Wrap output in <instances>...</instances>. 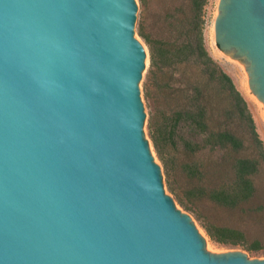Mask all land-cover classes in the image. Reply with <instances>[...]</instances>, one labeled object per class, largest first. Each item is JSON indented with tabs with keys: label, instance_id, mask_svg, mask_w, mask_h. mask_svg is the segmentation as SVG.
<instances>
[{
	"label": "water",
	"instance_id": "95a60500",
	"mask_svg": "<svg viewBox=\"0 0 264 264\" xmlns=\"http://www.w3.org/2000/svg\"><path fill=\"white\" fill-rule=\"evenodd\" d=\"M136 0H0V264H264L214 254L145 137ZM214 41L264 106V0Z\"/></svg>",
	"mask_w": 264,
	"mask_h": 264
},
{
	"label": "trees",
	"instance_id": "16d2710c",
	"mask_svg": "<svg viewBox=\"0 0 264 264\" xmlns=\"http://www.w3.org/2000/svg\"><path fill=\"white\" fill-rule=\"evenodd\" d=\"M207 1L190 0V15L182 22L177 21L179 10L167 16L175 25L168 40L151 38L138 26V36L149 52L145 97H149L153 83L159 96L178 101L160 119L151 116L147 129L162 163L166 186L179 205L197 214L211 241L242 246L244 238L240 231L216 223L196 208L197 202L205 199L217 207L242 213L264 210L261 204L249 207L258 198L253 177L260 164H264L263 144L247 102L204 46L200 24ZM189 69L195 72L194 77H187ZM177 149L191 158L180 170L188 183L198 182V187L176 189L171 183L173 166L166 154ZM215 151L243 152L245 156L235 160L227 175L219 162L203 157ZM254 247L258 251L260 242L255 241Z\"/></svg>",
	"mask_w": 264,
	"mask_h": 264
},
{
	"label": "rangeland",
	"instance_id": "374dc122",
	"mask_svg": "<svg viewBox=\"0 0 264 264\" xmlns=\"http://www.w3.org/2000/svg\"><path fill=\"white\" fill-rule=\"evenodd\" d=\"M219 0H208L201 12V31L203 37V43L208 54L212 59L221 67V69L227 73L237 90L241 93L245 101L247 102L248 109L251 112L252 118L255 123L256 132L261 140L264 148V110L262 106L255 104L254 101L246 95L243 84L248 80V75L246 71L239 70L216 46L214 41L213 26L214 20L218 13L217 5ZM137 3V14L135 23V35L141 41L148 51L147 45L144 40L138 36V26H142L144 33L151 38L168 40L173 36L174 26L167 19V16L173 13L175 10L178 11V22H182L187 19L190 15V0H136ZM149 56V52H148ZM187 77H194L193 70H187ZM161 79V78H159ZM248 82V81H247ZM149 83V82H148ZM150 93L149 97H145V87L141 93V99L144 106V111L146 114L144 133L145 137L149 140L151 152L155 158V161L162 168L163 181L165 189L169 195L174 199L176 205L188 213L196 227L198 228L200 234L203 236L207 245L214 254L225 253L230 250L239 249L244 251L251 259H262L264 260V210L255 213H242L239 210H228L224 208L217 207L205 199H200L197 202L196 208L198 212L203 213L211 218L220 225H224L235 230L240 231L243 234L242 246H224L217 244L210 240L206 235L203 228L201 227V222L197 220V214L193 212L185 211L179 203L176 201L175 196L169 192L166 182L165 174L161 161L158 159L153 146L151 144L149 134H148V120L151 116L156 118H161L162 115H167L169 110L172 108L173 104H177V100L170 101L166 99L163 95L159 96L158 88L153 83L149 86ZM245 153H233L230 151H215L211 153H205L203 157L215 159L220 163L224 169V174L229 175L231 172L232 164L236 159L243 158ZM167 159H171V164L173 168V173L170 177L171 183L177 189L179 186L188 187H198V182H190L185 179L184 175L180 170V166L184 163L191 161V158L182 153V150L177 149L171 153L166 154ZM253 182L257 188L256 198L249 207H255L257 204L264 206V164L261 163L258 172L253 177ZM255 241L260 242V249L254 251Z\"/></svg>",
	"mask_w": 264,
	"mask_h": 264
},
{
	"label": "bare ground",
	"instance_id": "6f19581e",
	"mask_svg": "<svg viewBox=\"0 0 264 264\" xmlns=\"http://www.w3.org/2000/svg\"><path fill=\"white\" fill-rule=\"evenodd\" d=\"M213 34H214V31H213ZM248 80L245 81V83L243 84V88H244V91L246 93V95L250 98V100L254 101L255 104L259 105L260 107L262 106L263 110H264V106L253 96L249 86H248Z\"/></svg>",
	"mask_w": 264,
	"mask_h": 264
}]
</instances>
